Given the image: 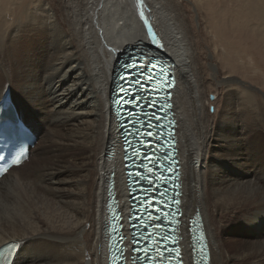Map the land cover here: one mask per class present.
<instances>
[{
	"label": "bare ground",
	"instance_id": "bare-ground-1",
	"mask_svg": "<svg viewBox=\"0 0 264 264\" xmlns=\"http://www.w3.org/2000/svg\"><path fill=\"white\" fill-rule=\"evenodd\" d=\"M7 1L22 2L5 15L9 23L0 9V99L11 93L38 134L27 163L0 179V246L17 243L13 264H107L111 183L123 214L130 206L121 124L111 103L118 59L138 45L146 65L154 57L176 79L171 100L181 162L183 264H192L188 218L196 210L211 264H264V99L244 86L223 97L217 90L210 115L206 72L213 71L219 87L236 79L218 81V67L207 66L203 52L207 43L219 44L232 60L230 70L255 80L253 47L261 41L264 49V23L248 24L254 0L232 2L229 22L227 3L220 9L224 0H196L190 6L199 10L197 30L178 0ZM206 20L215 36L209 42ZM232 36L237 45L229 48ZM223 54L212 58L225 61Z\"/></svg>",
	"mask_w": 264,
	"mask_h": 264
},
{
	"label": "rangeland",
	"instance_id": "rangeland-1",
	"mask_svg": "<svg viewBox=\"0 0 264 264\" xmlns=\"http://www.w3.org/2000/svg\"><path fill=\"white\" fill-rule=\"evenodd\" d=\"M29 1L35 3L37 0H29ZM39 1H41V0H39ZM178 1L180 3L181 2H184V4L186 5V8L185 9H186L187 12L190 13L189 19L191 20V22H190L191 23V26L194 27V29L197 30L198 25H199V22H198V17H197L196 12L199 13V10L196 8L197 11L195 12V10L190 5L192 3L193 7H196L199 3L196 0H178ZM222 1L223 0H220V2H222ZM228 1H225L224 0L223 3L220 5V9L222 8V10H224V8H225L224 5H226V3H227V8L225 10H226V12L227 11L229 12V13L228 12L226 13L227 16L229 14V18H228V22H229V21H232L231 15H232L233 7H234L233 6L234 3H232V2H235V0H231V1L228 0ZM244 1L246 2V5H244V6H247L248 0H244ZM20 2H22V1H19V3L13 5V2H9L7 0L6 1H2L0 3V9H1V14H2L1 15L2 16L1 19L3 18V20H6V22L9 23L10 20H8L5 15H7V14H9V12H11L10 8L14 9V7H15L17 9L19 7V5L21 4ZM262 3L264 4V0H254V5H255L254 6L255 7L254 8V16H253L252 21L250 23H248L250 27L252 26V28L253 27L259 28V26H261L260 25L261 24L260 22H263L264 23V20H262L263 19V16H264V6H263ZM23 9H24V6H22V8L18 11V15L19 16L22 14ZM189 9H190V11H189ZM3 10H6V11L2 12ZM244 10L246 12L247 11V8L244 7ZM255 12H257L256 15H255ZM222 13H223V15H226L224 11ZM3 14H4L5 17H3ZM10 14H11V16H14V11H12V13H10ZM200 20H201L202 23H204L202 16L200 17ZM206 23H207V20L205 22V25L202 24V29H205L204 30L205 31V35L207 36L208 42H209V40H215V36H214V34H212L213 33L212 32V29L211 28H207ZM238 23H239V21H238ZM205 26H206V28H204ZM224 30H225L226 34L228 35V37H229L230 34H231V32L228 31V27L226 26L224 28ZM258 35H259V33H258ZM233 36H234V32H233ZM233 36L229 40L233 45H230L229 44V48H232V47H234V46L237 45L233 41L235 39V38L233 39ZM261 43H262L261 41H258V43L255 44V46L253 47L254 53L256 54V58H255V62L254 63L252 61L251 67H253V70L254 69L255 70L257 69V70H256V72L253 73V74H255V80L254 79H251L252 81L249 80V79H246V77H242L239 74H235L234 69L233 70H230V65H233L231 63L232 60L229 57V53L228 52L225 51V54H223V51H220V50H222V47L219 44H217L218 46L215 45V47H214L212 44H209L208 45V43H207V45L204 46V48H203V45H201V48H203V52H204V55H205V58H206V61H207L206 62L207 66H208V63L209 64L211 63L212 66H215L216 65V67H218L217 68L218 71H219V76H218L219 77V80L218 81H221L222 82L223 79H225L224 81H226L227 79H232V80H235L236 79L235 80L236 82H232V84H229V86H220L219 87V86H215L216 85L215 82L213 80H211L212 78H211L210 75L213 74V71L210 69V70H208L206 72V76H207L208 79H206V84H205L206 85L205 86L206 87L205 95H207V100L205 101V103H206V105L207 104H210L209 105V108H208L210 115L214 114V112L216 111V108H215V106L213 104H214V102L216 101V98H217V95L215 94L217 90L220 91V92L218 91L220 93V97H223L228 91H230V90L238 91L241 87L244 86V87H247L250 90L256 92V94H257V100L259 102L262 101V99H264V49H263V44H261ZM244 46L245 45H243V47ZM213 53H215V54L220 53L221 55L223 54V56H226L227 58H226L225 61L224 60L221 61V62H219L217 60L215 61L212 58ZM234 57H235V55H234ZM244 60L245 61L248 60V62H250L249 61L250 58H247L246 59V57H244ZM244 60L243 59H239L240 63H242V62L245 63ZM244 63H243V65H244ZM246 71H247V69H246ZM217 75H218V72H217ZM249 76H247V77L249 78Z\"/></svg>",
	"mask_w": 264,
	"mask_h": 264
},
{
	"label": "water",
	"instance_id": "water-1",
	"mask_svg": "<svg viewBox=\"0 0 264 264\" xmlns=\"http://www.w3.org/2000/svg\"><path fill=\"white\" fill-rule=\"evenodd\" d=\"M147 35L148 36H151L152 34L150 33V32H148L147 31ZM135 50V51H134ZM143 50H145L143 47H140L139 45L138 46H133V47H131V48H129L128 49V51H125L124 53H123V55L121 56V57H119V59H118V64H119V67H118V71H120V73H119V75H122V73H127V72H130V71H128V70H130V69H128L127 67H130V65H133V64H135V61H140V54H144L142 51ZM143 57H144V55H142ZM166 65V64H165ZM137 67V66H142V64H138V65H134L133 67ZM127 68V69H126ZM126 69V70H125ZM136 70L137 71H142L140 68H136ZM168 69L165 71V73H164V79H167L168 78ZM128 76H126V75H123L121 78H120V80H119V85L117 86V88L116 89H118L117 91L118 92H116V93H119V94H117V97H121V103H124V102H126L127 103V100L128 99H125L124 98V96L125 95H127L128 94V92H127V90H126V88L124 87V84H127V82L126 81H121V80H123V79H126ZM163 85L164 86H167V83H165V82H163ZM120 88H122L121 90H119ZM125 103V104H126ZM125 106H127V108H129V106L126 104V105H122L121 107H117L116 108V113H117V116H119V119H118V122H121L122 123V125H121V129H120V133L121 134H123V132H124V134H123V137H124V139L123 140H126L127 138H129V134L130 133H126L127 131H129L130 129H128V125H129V123L127 122V120H129L130 119V115H129V113H130V111L129 110H124V111H121L120 110V108H122V107H125ZM164 115H165V117H164V121H166V119L167 118H169L168 117V115L166 114V112L165 113H163ZM120 120V121H119ZM169 121H166L165 122V129L166 130H168L169 129ZM167 135H168V133H167ZM167 140V143L169 144L170 143V141H169V138H167L166 139ZM131 141H133V139H127L126 140V144H127V149H129L130 148V146L132 145V144H130V142ZM133 145H135V144H133ZM132 152V151H131ZM129 155V154H128ZM136 161V160H135ZM135 161H133L132 162V160H129V162H130V164L131 163H134ZM135 165H132L130 168H135V169H137L136 168V166L134 167ZM132 173H134V175L135 174H137V172L135 171V172H132ZM136 177H138L137 175H135V176H133V177H131V179H133V180H136ZM136 184L137 183H133L132 185L133 186H136ZM135 189H137V188H135ZM136 191H138V190H136ZM136 204V203H135ZM134 211H136V210H134ZM190 225H189V227H190V230H191V232L194 230V225H195V228H196V223H194V221L192 220V216H190ZM115 220H117V219H115ZM193 221V222H192ZM114 225H117V222H115L114 223ZM136 227V230H135V233L137 234V233H140L139 232V229H138V227H139V224H137V225H135ZM118 229L116 228V230H115V232H116V235H115V238H118V236H119V233H118V231H117ZM135 234V235H136ZM193 235L196 237V239H197V233H196V231L195 232H193ZM137 240H140V236H136L135 237ZM120 240V238H118V239H116V243H118V241ZM137 246H138V248H140V249H142V247H143V245H142V243H139V244H136ZM119 250V244H117V246H116V252H115V256L118 258L119 256H120V254H119V252H117ZM144 252H146L145 250H143V251H140L139 252V255L140 254H142V253H144ZM138 258H142L141 256H139ZM143 258H145V257H143ZM140 260V259H139ZM144 260H140L139 262H143ZM117 263H119L120 262V260H117L116 261Z\"/></svg>",
	"mask_w": 264,
	"mask_h": 264
}]
</instances>
